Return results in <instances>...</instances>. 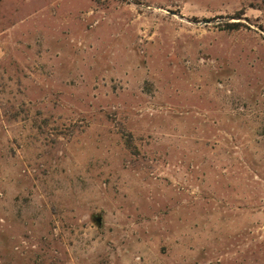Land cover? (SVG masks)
Wrapping results in <instances>:
<instances>
[{
  "label": "rangeland",
  "instance_id": "1",
  "mask_svg": "<svg viewBox=\"0 0 264 264\" xmlns=\"http://www.w3.org/2000/svg\"><path fill=\"white\" fill-rule=\"evenodd\" d=\"M0 264H264V0H0Z\"/></svg>",
  "mask_w": 264,
  "mask_h": 264
},
{
  "label": "trees",
  "instance_id": "2",
  "mask_svg": "<svg viewBox=\"0 0 264 264\" xmlns=\"http://www.w3.org/2000/svg\"><path fill=\"white\" fill-rule=\"evenodd\" d=\"M240 26H241L240 23H235V24H233V25H230L231 29H237V28H239Z\"/></svg>",
  "mask_w": 264,
  "mask_h": 264
},
{
  "label": "water",
  "instance_id": "3",
  "mask_svg": "<svg viewBox=\"0 0 264 264\" xmlns=\"http://www.w3.org/2000/svg\"><path fill=\"white\" fill-rule=\"evenodd\" d=\"M98 222H101V219H98Z\"/></svg>",
  "mask_w": 264,
  "mask_h": 264
}]
</instances>
